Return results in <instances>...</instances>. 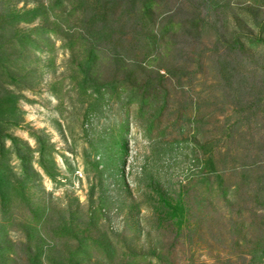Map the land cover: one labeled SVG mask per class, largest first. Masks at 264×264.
I'll list each match as a JSON object with an SVG mask.
<instances>
[{"label":"rangeland","instance_id":"1","mask_svg":"<svg viewBox=\"0 0 264 264\" xmlns=\"http://www.w3.org/2000/svg\"><path fill=\"white\" fill-rule=\"evenodd\" d=\"M0 181V264H264V0H0Z\"/></svg>","mask_w":264,"mask_h":264},{"label":"trees","instance_id":"2","mask_svg":"<svg viewBox=\"0 0 264 264\" xmlns=\"http://www.w3.org/2000/svg\"><path fill=\"white\" fill-rule=\"evenodd\" d=\"M43 13L45 14L46 13V9H43ZM28 40H29V38H28ZM71 41H69V43H68V45H71ZM144 101H148L147 99H144ZM145 102V103H146ZM43 151H44V149H42ZM1 182V181H0ZM16 189H17V192L18 193H20V192H22V191H24V189H25V185L22 183V182H19V184H18V186L16 187ZM4 200L6 199V198H3ZM32 211V210H31ZM34 211V213L36 214L37 212L35 211V210H33ZM32 211V212H33ZM34 217H36V216H34ZM59 235H61V233H59ZM85 248H87V245L83 242V244H80V247H79V250L75 253V256H78V253H80L79 251L80 250H82L83 252H85ZM82 256H85L84 254H82Z\"/></svg>","mask_w":264,"mask_h":264}]
</instances>
